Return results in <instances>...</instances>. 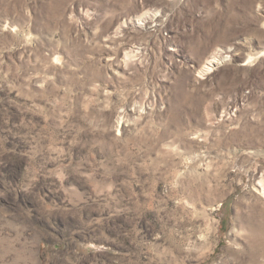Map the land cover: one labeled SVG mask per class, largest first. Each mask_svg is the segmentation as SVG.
<instances>
[{
	"label": "rangeland",
	"instance_id": "rangeland-1",
	"mask_svg": "<svg viewBox=\"0 0 264 264\" xmlns=\"http://www.w3.org/2000/svg\"><path fill=\"white\" fill-rule=\"evenodd\" d=\"M263 184L264 0H0V264H264Z\"/></svg>",
	"mask_w": 264,
	"mask_h": 264
},
{
	"label": "bare ground",
	"instance_id": "bare-ground-1",
	"mask_svg": "<svg viewBox=\"0 0 264 264\" xmlns=\"http://www.w3.org/2000/svg\"><path fill=\"white\" fill-rule=\"evenodd\" d=\"M217 64H218V60H217V59H213V60H211V61L208 63L209 66H208L207 70H208V71L213 70L214 67H215ZM262 186H263L262 190L264 191V184H263Z\"/></svg>",
	"mask_w": 264,
	"mask_h": 264
}]
</instances>
